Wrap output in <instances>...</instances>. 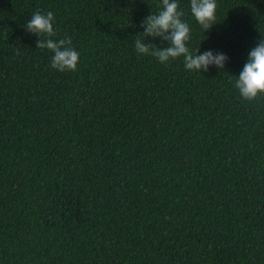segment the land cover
Masks as SVG:
<instances>
[{
    "label": "trees",
    "instance_id": "obj_1",
    "mask_svg": "<svg viewBox=\"0 0 264 264\" xmlns=\"http://www.w3.org/2000/svg\"><path fill=\"white\" fill-rule=\"evenodd\" d=\"M161 3L0 0V264H264V95L234 86L264 0H217L207 32L178 0L190 52L229 57L207 72L136 52ZM37 10L77 71L37 48Z\"/></svg>",
    "mask_w": 264,
    "mask_h": 264
},
{
    "label": "clouds",
    "instance_id": "obj_2",
    "mask_svg": "<svg viewBox=\"0 0 264 264\" xmlns=\"http://www.w3.org/2000/svg\"><path fill=\"white\" fill-rule=\"evenodd\" d=\"M157 14L150 13L141 23L144 31L138 34L135 40V50L138 54L155 57L161 64L183 57L184 67L192 72H207L211 66L224 69L229 57L222 52L204 51L200 48L190 52L187 44L191 36V28L183 19L184 12L180 10L178 0H162L158 5ZM192 16L206 32L216 24L217 0H190ZM54 13L52 11H35L26 21L28 32L36 34L38 49H47L53 53L50 67L59 72H75L78 70L80 53L73 47L72 39L65 36L53 39L56 36L54 29ZM41 36L46 37L41 39ZM159 38L167 42V47H159L150 43ZM234 86L240 97L248 102L264 95V38L253 47Z\"/></svg>",
    "mask_w": 264,
    "mask_h": 264
}]
</instances>
